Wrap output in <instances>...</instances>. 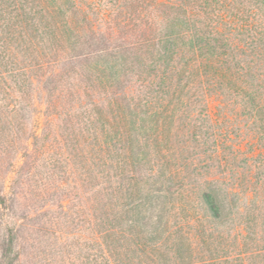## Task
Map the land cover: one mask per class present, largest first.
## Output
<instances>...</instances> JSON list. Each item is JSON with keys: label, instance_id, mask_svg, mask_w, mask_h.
Wrapping results in <instances>:
<instances>
[{"label": "trees", "instance_id": "trees-1", "mask_svg": "<svg viewBox=\"0 0 264 264\" xmlns=\"http://www.w3.org/2000/svg\"><path fill=\"white\" fill-rule=\"evenodd\" d=\"M29 180L68 264H264V0H0V264Z\"/></svg>", "mask_w": 264, "mask_h": 264}, {"label": "rangeland", "instance_id": "rangeland-1", "mask_svg": "<svg viewBox=\"0 0 264 264\" xmlns=\"http://www.w3.org/2000/svg\"><path fill=\"white\" fill-rule=\"evenodd\" d=\"M59 174L56 172L52 177L54 182L62 176ZM52 179L50 177L49 180ZM33 183L35 182L29 180L21 186L19 197L13 208V216L20 224L17 246L21 251L22 264L73 262L74 252L83 250V241L87 235L86 225L83 224V214L78 216L80 221L77 217L72 221L73 215H63L56 203L51 205L46 213L40 212L38 199L43 194H39L40 188H35L36 185ZM59 193L56 192L55 196ZM55 196H50V199L54 200ZM7 218L6 215L0 214V244L8 236L5 228ZM76 227H78L77 230Z\"/></svg>", "mask_w": 264, "mask_h": 264}]
</instances>
